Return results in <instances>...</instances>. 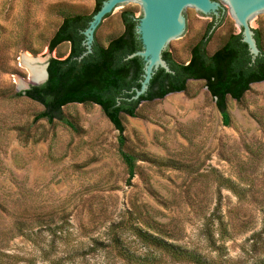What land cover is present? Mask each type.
<instances>
[{
    "label": "rangeland",
    "instance_id": "374dc122",
    "mask_svg": "<svg viewBox=\"0 0 264 264\" xmlns=\"http://www.w3.org/2000/svg\"><path fill=\"white\" fill-rule=\"evenodd\" d=\"M224 20L208 45L214 51L227 33L241 29L224 0H214ZM94 0H0V264H128L104 247L118 235L136 256L141 245L119 223L151 226L152 233L197 254L208 264L264 261V82L252 84L241 104L228 101L224 126L201 82L143 106L126 118L125 149L143 154L128 181L118 156V132L97 106L72 104L63 114L77 134L45 121L33 123L41 107L15 92L30 87L23 56L44 67L68 45L49 53L47 43L61 23L58 7L91 13ZM142 16L141 5L117 7L101 22V43L122 32V11ZM220 10V9H219ZM211 16L187 12V32L167 51L178 62L204 32ZM250 28L264 31V14ZM28 132V143L16 128ZM30 134V135H29ZM30 136L45 138L37 143ZM143 158V157H142ZM240 189L236 197L218 177ZM223 224V227L221 225ZM63 227L53 237L46 228ZM32 234L33 242L23 237ZM161 264L175 262L167 257Z\"/></svg>",
    "mask_w": 264,
    "mask_h": 264
},
{
    "label": "trees",
    "instance_id": "16d2710c",
    "mask_svg": "<svg viewBox=\"0 0 264 264\" xmlns=\"http://www.w3.org/2000/svg\"><path fill=\"white\" fill-rule=\"evenodd\" d=\"M104 1L94 0L95 5L91 13L73 12L68 7L57 8L56 13L61 16V23L46 47L49 53H53L59 46L66 44L68 54L64 57L57 53L55 58L48 61L47 80L44 84L15 92L11 98L26 99L41 107V111L34 116L33 123L45 121L53 129L61 126L75 134L79 132L78 125L71 118L64 116L63 108L72 104L99 107L104 117L118 132L117 152L130 181L136 174L137 163L150 161V158L125 149L126 118H139L143 106L163 100L170 94H186L189 82H201L213 100L224 126H228L230 123L228 101L241 104L252 84L264 82V31L262 28L253 30L259 50V55L254 60L248 46L242 42L241 33L237 34L233 29L211 52L208 45L215 31L223 23L224 15L218 20L211 16L212 22L207 24L204 32L187 46L188 59L183 63L178 62L171 53L164 51L162 58L170 72L158 69L152 76L146 92L134 100L135 90H139L141 86L144 62L139 57L128 58L142 50L141 42L135 33L139 18H135L132 10L120 13L123 30L111 36L106 44L101 43L97 36L100 24L94 33L91 53L78 60L86 51L83 46L85 39L83 32ZM260 123L264 126V123ZM15 130L21 142L27 144V130L19 127ZM30 137L35 143L45 139L37 138L38 136ZM217 181L219 187L230 191L236 197L241 196L239 187L231 180L219 176ZM119 225L141 245L144 252L136 256L123 244L118 235L110 238L106 247L95 241L92 249L115 251L116 255L128 264H161L163 257L181 263L208 264L197 254L177 247L159 234L152 233L148 224H142V227L133 223ZM221 225L223 227L222 223ZM46 230L53 237L63 234L61 226H48ZM262 231L264 232V214ZM22 235L33 242L31 233Z\"/></svg>",
    "mask_w": 264,
    "mask_h": 264
},
{
    "label": "water",
    "instance_id": "95a60500",
    "mask_svg": "<svg viewBox=\"0 0 264 264\" xmlns=\"http://www.w3.org/2000/svg\"><path fill=\"white\" fill-rule=\"evenodd\" d=\"M229 5L232 15L241 29L242 42L248 46L252 60L259 55L251 20L264 14V0H224ZM141 5L142 16L138 19L135 33L138 36L142 50L128 58L139 57L144 62L143 78L139 90H135L133 99L143 95L152 76L158 69L166 73L170 69L162 58V53L168 51L187 32V12L197 10L202 15L212 16L218 20L221 12L220 3L214 0H105L98 12L92 17L88 28L83 32V46L86 51L78 58L91 53L94 33L103 19L117 7L126 8ZM220 9V10H219ZM48 62L44 66L45 77L30 86H40L47 80ZM28 88H25V90Z\"/></svg>",
    "mask_w": 264,
    "mask_h": 264
},
{
    "label": "bare ground",
    "instance_id": "6f19581e",
    "mask_svg": "<svg viewBox=\"0 0 264 264\" xmlns=\"http://www.w3.org/2000/svg\"><path fill=\"white\" fill-rule=\"evenodd\" d=\"M21 65L27 69L30 83H38L44 79V67H37L35 59L25 55L21 60Z\"/></svg>",
    "mask_w": 264,
    "mask_h": 264
}]
</instances>
